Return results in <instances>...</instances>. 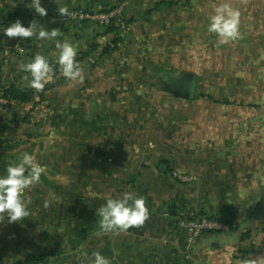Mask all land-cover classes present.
<instances>
[{
	"label": "crops",
	"instance_id": "crops-1",
	"mask_svg": "<svg viewBox=\"0 0 264 264\" xmlns=\"http://www.w3.org/2000/svg\"><path fill=\"white\" fill-rule=\"evenodd\" d=\"M120 2L126 7L110 30L72 17ZM223 3L239 10L241 37L222 44V78L212 80L203 98L193 93L188 116L180 118L179 112L184 126L165 142L152 143L147 124L157 112L147 106L157 101L158 84L149 71L163 67L143 54L144 62H130L138 55L130 27L187 7L191 18L207 22ZM41 5L44 17L32 0H0V28L19 19L61 33L55 40L34 36L13 45L0 31V97L7 89L20 96L0 104V153L11 144L20 152L17 160L32 154L44 167L45 183L52 184L53 175L68 177L65 165L73 150L82 167L104 166L109 173L82 171L78 181L93 183L94 190L78 192L76 207H70L69 191L27 189L29 216L0 220V264H17L29 254L42 258L37 264H91L95 252L110 264H264V0H41ZM63 7L69 13L61 16ZM65 40L78 48L82 80L65 79L55 64V45ZM38 53L54 67L52 80L39 92L21 70ZM191 75L188 92L196 85ZM170 77L167 81H185L183 75ZM91 86L94 96L87 98ZM85 102L95 104V117H88ZM104 104L112 110L102 111ZM124 192L145 199L148 219L127 231L102 233L98 209ZM189 215L220 217L230 230L191 239L177 228V220Z\"/></svg>",
	"mask_w": 264,
	"mask_h": 264
},
{
	"label": "rangeland",
	"instance_id": "rangeland-1",
	"mask_svg": "<svg viewBox=\"0 0 264 264\" xmlns=\"http://www.w3.org/2000/svg\"><path fill=\"white\" fill-rule=\"evenodd\" d=\"M181 11L182 13L171 10L170 13H166L163 16L135 23L129 29L134 32L133 38L129 39V41L135 40L137 42L135 47L138 50V55L131 56L130 62H144L145 58L143 60L141 56L143 54L149 57L150 62H157L163 67L153 66L149 71L150 77L155 76L154 80L158 84L157 86L155 85L157 89L154 90L157 101L147 106L149 111L156 110L155 112H157V114H154L156 116H152L153 118L150 119L149 125L147 124L150 132H154V137L151 138V140H154L151 141L152 143H157V141L165 142L164 140L167 139V136H172L174 128L179 125L184 126L180 118L187 117L188 115H185V113H188L190 110L189 99L191 98L186 97V94L189 93L186 82L193 78L191 74L196 76V85L193 93L198 99L205 96L206 87L211 85L212 80L217 81L222 78L223 52L226 54V51L222 49V44L219 43L216 35L207 31L208 21H198L194 20V17L191 18L188 7ZM132 48L131 45L130 49ZM170 75H176L177 79L182 78L183 75V77L185 76V81L181 84L167 81V79L171 78ZM92 90V86L91 90L87 89V93H85L87 98L94 96ZM89 91L92 93H89ZM88 102H85V110L88 117H95V104ZM112 107L113 105L104 104L101 109L102 111H111ZM179 112H181L180 118ZM139 121L141 122V120ZM183 121L184 119H182ZM143 127L146 128V125L143 124ZM6 146L7 149L0 153V165L17 163L16 157L20 152L16 151V147L11 144H7ZM87 152L90 153V151ZM75 156L76 151H71L70 160L65 165L67 166L65 170L68 173V177L53 175L56 180L54 179L55 181L52 184L40 182L33 186V191L42 190V188L69 191L70 207H76L78 192L94 190L93 183L78 181V179H82V171L84 174L91 175L94 171L103 174H108L109 171L104 166L83 165L82 167L83 163L77 160ZM116 173L120 172L117 170ZM180 180L185 181L186 178L181 177ZM57 203L59 205L62 204L61 200ZM0 220H3L2 217H0ZM21 233L25 234L27 231L23 230ZM19 240L21 242L26 241L25 237H21ZM2 264L16 263L3 262Z\"/></svg>",
	"mask_w": 264,
	"mask_h": 264
},
{
	"label": "clouds",
	"instance_id": "clouds-1",
	"mask_svg": "<svg viewBox=\"0 0 264 264\" xmlns=\"http://www.w3.org/2000/svg\"><path fill=\"white\" fill-rule=\"evenodd\" d=\"M33 8L39 16L47 15V10L41 5V0H32ZM67 7L59 9L61 16L67 15ZM240 12L228 3L215 7L213 14L208 17L207 31L215 34L219 43L224 44L238 40L241 37L239 31ZM7 38L21 37L22 39L36 37L39 40H55L61 35L60 31L52 28L51 31L43 27L37 28L34 22L24 26L17 19L9 22L6 27L0 28ZM55 64L65 79L70 81L82 80L80 64L76 60L78 48L73 43L65 40L57 42ZM21 70L29 74V87L42 91L52 80L54 74L53 64L43 54H36L30 61L21 65ZM44 167L35 162V157L25 152L17 163L9 164L0 173V217L7 218L9 223L19 222L29 216V203L25 198V192L40 182ZM47 207V204H45ZM100 217L99 225L102 233L111 234L127 231L132 227L143 225L148 219L149 209L145 199L132 192H124L122 195L108 198L97 212ZM91 264H110V260L100 252L93 253Z\"/></svg>",
	"mask_w": 264,
	"mask_h": 264
},
{
	"label": "built area",
	"instance_id": "built-area-1",
	"mask_svg": "<svg viewBox=\"0 0 264 264\" xmlns=\"http://www.w3.org/2000/svg\"><path fill=\"white\" fill-rule=\"evenodd\" d=\"M126 2H120L117 6L109 8L105 11L100 10L93 14H84L80 12H74L72 17L75 19H87L94 24L106 28L112 23H120ZM0 104L9 105L8 100L0 97ZM177 228L189 235L191 239H197L206 232H221L225 233L230 230L229 224L221 218L201 216V215H189L180 217L177 220Z\"/></svg>",
	"mask_w": 264,
	"mask_h": 264
},
{
	"label": "trees",
	"instance_id": "trees-1",
	"mask_svg": "<svg viewBox=\"0 0 264 264\" xmlns=\"http://www.w3.org/2000/svg\"><path fill=\"white\" fill-rule=\"evenodd\" d=\"M112 8V7H111ZM109 9V8H107ZM105 9V10H107ZM103 10V11H105ZM26 16V15H25ZM23 16V17H25ZM27 17V16H26ZM114 25L113 23L109 26V27H106L105 29H111L113 28ZM3 99H6V100H10V99H16L17 97L19 98L20 96L19 95H16L14 93L11 92L10 89H7L3 92L2 96H1ZM6 164H1L0 165V173H3L4 169L6 168ZM211 217V216H210ZM214 217V216H213ZM216 218H220V217H216ZM42 261V258L40 256H33V255H26L24 256L23 258H21L20 260H18L17 264H37L39 262Z\"/></svg>",
	"mask_w": 264,
	"mask_h": 264
},
{
	"label": "water",
	"instance_id": "water-1",
	"mask_svg": "<svg viewBox=\"0 0 264 264\" xmlns=\"http://www.w3.org/2000/svg\"><path fill=\"white\" fill-rule=\"evenodd\" d=\"M24 26H28V22L27 23H25L24 24ZM21 39V37H14L13 38V41H12V44L13 45H16L18 42H19V40ZM185 77V76H184ZM193 83L191 84V86L189 87V93L188 94H186V97H188V98H191L192 96H193ZM134 179V177L133 176H131L130 178H129V181L131 182L132 180Z\"/></svg>",
	"mask_w": 264,
	"mask_h": 264
}]
</instances>
